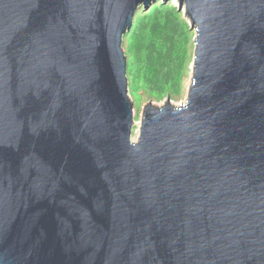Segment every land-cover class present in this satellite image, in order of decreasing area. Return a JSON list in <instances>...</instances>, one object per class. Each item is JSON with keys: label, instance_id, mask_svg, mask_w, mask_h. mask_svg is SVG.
<instances>
[{"label": "water", "instance_id": "obj_1", "mask_svg": "<svg viewBox=\"0 0 264 264\" xmlns=\"http://www.w3.org/2000/svg\"><path fill=\"white\" fill-rule=\"evenodd\" d=\"M157 1L0 0V264H264V0H175L188 96L133 142L123 38Z\"/></svg>", "mask_w": 264, "mask_h": 264}, {"label": "trees", "instance_id": "obj_2", "mask_svg": "<svg viewBox=\"0 0 264 264\" xmlns=\"http://www.w3.org/2000/svg\"><path fill=\"white\" fill-rule=\"evenodd\" d=\"M191 41L188 22L176 2L159 0L137 12L122 45L130 98L138 100L143 93L156 99L179 96L190 66Z\"/></svg>", "mask_w": 264, "mask_h": 264}, {"label": "rangeland", "instance_id": "obj_3", "mask_svg": "<svg viewBox=\"0 0 264 264\" xmlns=\"http://www.w3.org/2000/svg\"><path fill=\"white\" fill-rule=\"evenodd\" d=\"M176 2L175 0H171V2L173 3ZM170 2V1H169ZM188 21V20H187ZM196 33L194 30H191V36H192V41L190 42L189 45V62H190V66L188 68V71L186 72V77L184 78V84H183V88H182V92L180 93L179 96H172L171 98V105L174 107H179L183 104H185L187 96H188V91L191 85V81H192V64L194 61V50H195V45L193 42V39L195 37ZM129 95V94H128ZM130 98V95H129ZM168 97H163L161 99H156L154 96H150L147 94H141L137 99H131L132 105H133V121H134V125L132 127V133H131V140L133 142H137L138 138H139V133H140V123H141V118H142V113L144 108L149 105L152 104L155 107H162L166 104Z\"/></svg>", "mask_w": 264, "mask_h": 264}]
</instances>
